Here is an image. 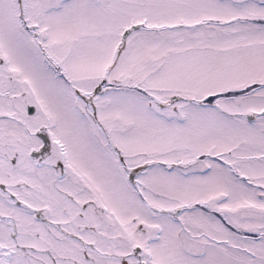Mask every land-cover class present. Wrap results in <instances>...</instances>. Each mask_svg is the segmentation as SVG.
Instances as JSON below:
<instances>
[{"label": "snow or ice", "instance_id": "1", "mask_svg": "<svg viewBox=\"0 0 264 264\" xmlns=\"http://www.w3.org/2000/svg\"><path fill=\"white\" fill-rule=\"evenodd\" d=\"M0 264H264V0H0Z\"/></svg>", "mask_w": 264, "mask_h": 264}]
</instances>
